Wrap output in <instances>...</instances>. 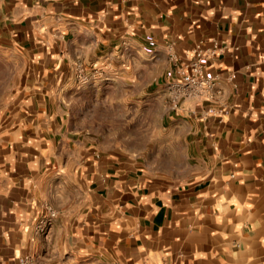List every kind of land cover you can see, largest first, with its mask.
I'll list each match as a JSON object with an SVG mask.
<instances>
[{"label":"crops","instance_id":"0c3cea01","mask_svg":"<svg viewBox=\"0 0 264 264\" xmlns=\"http://www.w3.org/2000/svg\"><path fill=\"white\" fill-rule=\"evenodd\" d=\"M0 31V264H264V0H0ZM197 54L212 97L173 102Z\"/></svg>","mask_w":264,"mask_h":264},{"label":"built area","instance_id":"2783aa9c","mask_svg":"<svg viewBox=\"0 0 264 264\" xmlns=\"http://www.w3.org/2000/svg\"><path fill=\"white\" fill-rule=\"evenodd\" d=\"M186 72L176 81L169 85V93L173 102L187 98H208L212 97L215 89L216 76H207L204 72L201 55L197 54L195 58L185 63ZM76 78L80 81L88 79V75L81 66L76 67ZM214 108L209 107L201 111L199 118H206L215 115ZM46 215L40 218L34 225V233L37 235H46L50 228V223L55 217V211L48 205H44ZM30 255H20L16 264H31Z\"/></svg>","mask_w":264,"mask_h":264},{"label":"rangeland","instance_id":"374dc122","mask_svg":"<svg viewBox=\"0 0 264 264\" xmlns=\"http://www.w3.org/2000/svg\"><path fill=\"white\" fill-rule=\"evenodd\" d=\"M3 42L5 43V41H3L1 39V31H0V69H2L4 66V60L2 59V57H3L2 55H3V53H6L7 51H9L7 45H5ZM91 77H92V81H94V82L99 79V76L96 73L88 75V79ZM88 79L84 80V81H80L76 78L77 83L82 84V85L86 84L87 83L86 81H88ZM96 82L98 83L99 81H96ZM4 95H5V93L0 92V104H1L2 100H4ZM107 97L110 99H114V95L110 94V93H107ZM126 110H127L128 114H130L129 112L131 111V109H126ZM127 112L125 114H127ZM112 126H114V125H112Z\"/></svg>","mask_w":264,"mask_h":264}]
</instances>
